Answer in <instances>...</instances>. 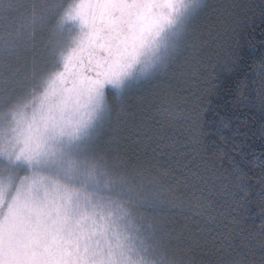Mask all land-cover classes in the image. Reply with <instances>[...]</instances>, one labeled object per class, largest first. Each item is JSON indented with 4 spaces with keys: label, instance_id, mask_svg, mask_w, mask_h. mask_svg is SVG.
<instances>
[{
    "label": "snow or ice",
    "instance_id": "6c2138e0",
    "mask_svg": "<svg viewBox=\"0 0 264 264\" xmlns=\"http://www.w3.org/2000/svg\"><path fill=\"white\" fill-rule=\"evenodd\" d=\"M257 16L264 0H0V264H264V52L241 43ZM213 59L247 69L230 85L259 100V156L246 122L208 115ZM169 77L179 90L156 93L137 131L150 158L101 146L132 88ZM177 144L190 151L173 163ZM179 196L223 217L220 249L173 251Z\"/></svg>",
    "mask_w": 264,
    "mask_h": 264
},
{
    "label": "trees",
    "instance_id": "16d2710c",
    "mask_svg": "<svg viewBox=\"0 0 264 264\" xmlns=\"http://www.w3.org/2000/svg\"><path fill=\"white\" fill-rule=\"evenodd\" d=\"M212 2H216V0H212ZM203 22L204 18L202 17L200 23ZM262 42H264V23L257 16L249 22L241 43L245 48L254 47L257 52H264V48L261 47ZM221 44L222 41L217 40L216 44L212 46L216 47ZM204 71L206 75L200 80V89L203 102L210 109L209 117L212 116V110H215L221 114L226 112L233 126L246 122L248 127L242 128V131L248 133L247 143L252 145L253 151L259 156L262 143L259 138V124L254 123L252 119L253 115L258 114L260 111L259 100H253L252 95L248 92L241 95L239 91H236L234 83L230 85V82L244 79V73L247 69L241 65L233 72H229L223 66L222 61L213 59L211 63L204 66ZM226 86L232 87V95L225 99L223 90ZM171 87H176L179 90L177 81L169 77L132 88L130 94L124 100L126 108L130 111L122 113L123 119L120 120H117L114 114L112 127L106 130V134L100 141L101 146L123 152L128 156H139L141 159L150 158L145 156V152L150 153L154 145L151 144V141L141 143L144 137L142 134L137 135V131L140 128H145V121L151 123L150 116L154 111L151 106L154 103L155 94L161 89ZM209 127L212 131H217L215 126ZM145 130L147 129L145 128ZM221 135L227 137L229 143H221ZM234 135V129L220 130L215 137L217 140L215 150L204 153L205 157H211L215 160L216 156L229 151ZM241 139L244 138L237 137L236 143H240ZM177 149L178 151L175 152L171 149L168 150L170 161H172L173 156L176 160H181V153L190 151V149L181 148L180 144H177ZM172 162L175 163V161ZM249 167L253 168L254 171H259L255 164L245 166L243 171L248 172L249 176H251ZM173 170L178 171V166ZM257 179L256 176L252 177L253 181ZM243 214L245 216L249 215L248 213ZM164 215L167 217V222L173 226L172 240L180 247L179 249H173L176 254H180L182 248H191L194 254H201L203 250L215 251L221 248L222 245L219 241L222 235L221 220L223 217H220L215 210L209 209L203 198L179 196L176 198L175 203L168 207ZM254 222L259 225L260 220L256 219ZM223 236H227V233L224 232Z\"/></svg>",
    "mask_w": 264,
    "mask_h": 264
}]
</instances>
